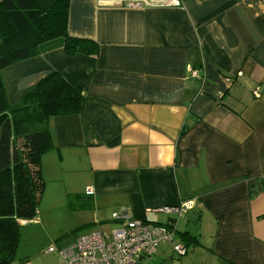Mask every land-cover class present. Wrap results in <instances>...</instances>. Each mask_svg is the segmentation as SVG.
<instances>
[{
	"label": "crops",
	"instance_id": "1",
	"mask_svg": "<svg viewBox=\"0 0 264 264\" xmlns=\"http://www.w3.org/2000/svg\"><path fill=\"white\" fill-rule=\"evenodd\" d=\"M104 1L69 6V34L96 41L97 54L68 55L58 37L1 71L10 104L52 72L82 92L76 114L46 122L41 176L88 215L81 228H117L111 212L123 208L173 220L186 245L191 219L206 260L182 264H264V0ZM187 199L184 214L160 211ZM164 244L173 250L158 243L157 260Z\"/></svg>",
	"mask_w": 264,
	"mask_h": 264
},
{
	"label": "trees",
	"instance_id": "2",
	"mask_svg": "<svg viewBox=\"0 0 264 264\" xmlns=\"http://www.w3.org/2000/svg\"><path fill=\"white\" fill-rule=\"evenodd\" d=\"M69 6L70 0H0V264L14 259L20 221L38 217L40 160L51 145L46 122L76 114L83 98L79 88L52 72L10 104L1 71L38 55L44 42L58 37L68 55L97 54L96 41L69 34ZM183 235L187 243L197 242L189 231Z\"/></svg>",
	"mask_w": 264,
	"mask_h": 264
},
{
	"label": "built area",
	"instance_id": "3",
	"mask_svg": "<svg viewBox=\"0 0 264 264\" xmlns=\"http://www.w3.org/2000/svg\"><path fill=\"white\" fill-rule=\"evenodd\" d=\"M182 1L165 0L162 3L179 6ZM144 2L151 3L153 0ZM136 4L141 5V1ZM190 73L198 77L197 70H191ZM84 193L92 195L93 188L87 187ZM193 206V199H187L178 205L164 206L160 211L181 215ZM111 219L120 225L109 233L91 230L76 236L65 246L57 247L62 258L60 264H143L141 260L153 254L162 241H170L173 251L178 255L187 250L182 243L174 241L173 220L166 224L149 223L131 218L123 208L111 212ZM48 250L54 251L55 247L50 246Z\"/></svg>",
	"mask_w": 264,
	"mask_h": 264
},
{
	"label": "rangeland",
	"instance_id": "4",
	"mask_svg": "<svg viewBox=\"0 0 264 264\" xmlns=\"http://www.w3.org/2000/svg\"><path fill=\"white\" fill-rule=\"evenodd\" d=\"M113 0H105V4H110ZM125 1L128 6H136L137 2L141 5L145 0H114ZM165 1V0H156ZM145 4H148L144 2ZM150 3V2H149ZM138 6V5H137ZM43 187L38 202V219L39 221H26L20 223L19 232L20 239L15 252L14 259L11 264H60L62 261L61 255L57 247L65 246L70 243L76 235L87 233L91 230L108 231L115 229L114 224L102 225L101 227L81 228L80 219L88 218V215H82L81 211L72 209L69 206L68 196L66 193H55L57 187H61L56 183L45 181L42 176ZM55 184V189H54ZM60 190V188H59ZM66 194V195H65ZM67 201V204H66ZM78 220V223H77ZM191 220L189 222V231H192L197 240L199 231L197 229L198 223ZM182 226V225H180ZM118 227V226H117ZM109 233V232H108ZM209 239V237H204ZM206 244L210 241H204ZM186 243V242H185ZM189 243H192L191 245ZM188 251L183 256L177 255L172 250L171 245L164 244L166 248V258L157 260L154 251L152 256L155 261L152 264H182V262L189 260L190 256L198 253L199 259L206 260L204 252H202L200 245L196 242L189 241ZM184 245V244H183ZM54 246V251H49V247ZM185 246V245H184ZM149 257V256H148ZM210 259V258H209ZM191 262V261H190ZM211 262V260H209ZM203 263V264H209Z\"/></svg>",
	"mask_w": 264,
	"mask_h": 264
}]
</instances>
